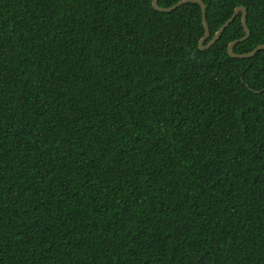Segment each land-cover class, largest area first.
<instances>
[{"label":"trees","instance_id":"obj_1","mask_svg":"<svg viewBox=\"0 0 264 264\" xmlns=\"http://www.w3.org/2000/svg\"><path fill=\"white\" fill-rule=\"evenodd\" d=\"M181 0H159L170 7ZM210 37L238 6L203 0ZM202 8L0 0V264H264V51Z\"/></svg>","mask_w":264,"mask_h":264},{"label":"water","instance_id":"obj_2","mask_svg":"<svg viewBox=\"0 0 264 264\" xmlns=\"http://www.w3.org/2000/svg\"><path fill=\"white\" fill-rule=\"evenodd\" d=\"M187 3H197L202 8L203 24L205 26V34L199 41V47L202 50H206V49L211 48L215 44V42L220 38V36L223 34V32L226 30V28L228 26H230V24L241 13L242 14V23H243L246 34L242 38H239V39H236V40L230 42V44L228 46L229 55L233 58H249V57L254 56L259 51H264V45H261V46L258 45L254 50H252L249 53H243V54L241 53L240 54V53H236L234 51V47L238 43L247 40L251 35V31H250L248 24H247L248 10L246 7L238 6L235 9L233 15L225 22V24H223L219 28V30L214 34V36L211 38V40L207 44H205V42L210 37V27H209V23L207 21V5L203 0H181V1L177 2L176 4L170 6V7H162L159 5V0H152V4H153V7L155 8V10L160 11V12H171V11L177 9L178 7H180L184 4H187Z\"/></svg>","mask_w":264,"mask_h":264}]
</instances>
